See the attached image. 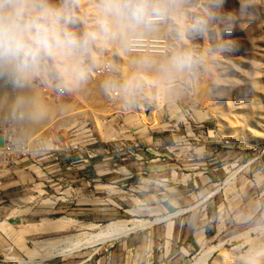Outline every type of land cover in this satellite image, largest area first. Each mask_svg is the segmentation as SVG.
Masks as SVG:
<instances>
[{
	"label": "rangeland",
	"instance_id": "1",
	"mask_svg": "<svg viewBox=\"0 0 264 264\" xmlns=\"http://www.w3.org/2000/svg\"><path fill=\"white\" fill-rule=\"evenodd\" d=\"M96 3L76 0L71 30H96ZM176 51L192 53L195 70L154 86L158 65ZM86 63L76 87H58L55 71L23 86L37 103L30 122L12 106L0 110V220L8 222L0 230L17 246L0 259L37 264L111 223L163 220L159 212H173L167 202L179 195L183 209L209 205L208 235L194 247L183 242L185 250L158 240L165 256L181 257L172 264H246L250 250L264 248V0H180L157 30L127 48L98 41ZM134 80L142 87H128ZM58 203L67 210L49 211ZM74 208L83 219L66 221ZM147 231L138 233L147 239ZM123 239L39 263L123 264Z\"/></svg>",
	"mask_w": 264,
	"mask_h": 264
},
{
	"label": "clouds",
	"instance_id": "2",
	"mask_svg": "<svg viewBox=\"0 0 264 264\" xmlns=\"http://www.w3.org/2000/svg\"><path fill=\"white\" fill-rule=\"evenodd\" d=\"M76 0L61 8L48 0H0V78L26 85L42 71L58 73L62 89L85 82L86 61L96 43H118L127 48L134 37L157 30L179 11L180 0H97L96 30L77 34L70 29L78 19ZM197 60L188 51H176L158 65L154 86L163 88L195 70ZM130 88H140L138 80ZM264 248L250 250L246 264H260Z\"/></svg>",
	"mask_w": 264,
	"mask_h": 264
},
{
	"label": "crops",
	"instance_id": "3",
	"mask_svg": "<svg viewBox=\"0 0 264 264\" xmlns=\"http://www.w3.org/2000/svg\"><path fill=\"white\" fill-rule=\"evenodd\" d=\"M184 202V197L174 195L167 202L168 209H165V213H167L168 211L173 212L162 216H160L161 212H159L158 214V217H164L162 221L160 220V222H155V224L148 226L147 228H144L142 230H136L135 232L125 237H122L124 239L119 242L116 246H119L118 248H120L121 250H126L127 257L125 256L123 264H159L160 261H164L165 257L168 258L169 264H172L173 261L176 262L181 257L177 258L171 256L170 251L169 254L165 256L167 254L166 247H164L163 249L164 252L160 251L161 249L159 250L158 246L156 245V242L158 240H169L170 238H174V241L176 243H179L181 248L184 249L185 246H182L183 242H185L187 248H189L190 246L194 247L196 246L195 244H197L200 240L203 239V237H206V219L208 218L209 205L205 206V200H203L192 207L183 209L182 207H185L186 205L184 204ZM60 207L62 208V210H67L65 204L58 203L57 206L49 208V211L55 208L60 209ZM76 210L78 212L74 213L73 219L66 218L65 220L77 221L83 219L81 216L80 209L74 208V211ZM105 216L107 218L108 212H105ZM89 218L91 220L94 219V217L92 216ZM62 219L64 218L62 217L53 221V231L61 229L60 225H62ZM95 221H97V218ZM0 222H3L4 227L8 223L6 220H0ZM146 229L149 230L147 231V239L144 238V235H140L138 233ZM139 236H141V241L137 242V238H139ZM20 239L21 241L19 242V245L23 246L25 242H22L23 240L19 236L18 240ZM164 243L166 246L167 241H164ZM12 246L13 248H17V246H14L13 242L0 230V257L10 254V250L11 252L13 250ZM181 248H179V254H181V256H185L182 255V252L180 251ZM0 264H8V261L0 259Z\"/></svg>",
	"mask_w": 264,
	"mask_h": 264
},
{
	"label": "bare ground",
	"instance_id": "4",
	"mask_svg": "<svg viewBox=\"0 0 264 264\" xmlns=\"http://www.w3.org/2000/svg\"><path fill=\"white\" fill-rule=\"evenodd\" d=\"M33 97H34L33 94H28V93L23 91V86L22 87L16 86L7 77L0 78V110L1 109H7V107L12 106L13 110L11 108H8V109L12 110L11 112L14 114V116L16 118L19 119V121L29 119V122H30L35 117V116L33 117L32 114L33 113L37 114L36 107H35L37 105V103L35 102ZM34 108H35V110H34ZM42 113L43 112L40 111L38 116L43 118V117H45V115H44V113L43 114ZM140 114H143L144 118H146L147 121L151 117L150 116L148 118L149 115H147V113H144L143 110L140 111ZM42 118H37L34 121H32V125H34V126L37 125L36 127H38V125L44 123L45 121L42 122ZM39 122H41V123H39ZM151 124L153 126V125H155V122L152 121ZM41 126H39V127L41 128ZM36 127H35L34 131H37V130L40 131L39 130L40 128L37 129ZM32 129H34V127H32ZM32 129H30V130H32ZM41 131H42V129H41ZM9 152L12 153V151H9ZM160 220H162V218H158V219L154 220L153 222H159ZM153 222L152 221L140 222V221H126V220H124V221H118V222L111 223L106 228H101V230H100V228H98L99 229L98 232L94 233L93 235H90L88 240L86 238L87 242H81L82 240L81 241L78 240L77 242H71L69 240L64 241L63 243L66 245L64 247L62 245L63 248H60L55 253L53 252V254H51V255L47 254L48 257L45 259H42V261L49 260V259L54 258V257L70 256L71 254H73L75 252H79V251H82V250L87 249L89 247H93L94 244L95 245L96 244L101 245V246L106 245V244L111 243L115 240H118L122 237H125L131 231L146 228V227L150 226ZM90 227L91 228H97V226H95V225H89V228ZM83 241H85V240H83ZM51 247H53V246H51ZM55 247H56V245H55ZM51 249H53V248H51ZM209 253H211V250L209 251ZM209 253H207V254H209ZM39 262H40V260L37 262V264L41 263V262L40 263ZM194 264H195V262H194Z\"/></svg>",
	"mask_w": 264,
	"mask_h": 264
},
{
	"label": "water",
	"instance_id": "5",
	"mask_svg": "<svg viewBox=\"0 0 264 264\" xmlns=\"http://www.w3.org/2000/svg\"><path fill=\"white\" fill-rule=\"evenodd\" d=\"M161 221H162V220H161ZM159 222H160V221H159ZM156 223H158V222H156ZM153 224H155V222H153L151 225H153ZM151 225H150V226H151ZM135 231H136V230H135ZM135 231H131V232H129L127 235H129V234H131V233H133V232H135ZM127 235H126V236H127Z\"/></svg>",
	"mask_w": 264,
	"mask_h": 264
},
{
	"label": "trees",
	"instance_id": "6",
	"mask_svg": "<svg viewBox=\"0 0 264 264\" xmlns=\"http://www.w3.org/2000/svg\"><path fill=\"white\" fill-rule=\"evenodd\" d=\"M207 234V233H206ZM208 235V234H207Z\"/></svg>",
	"mask_w": 264,
	"mask_h": 264
}]
</instances>
